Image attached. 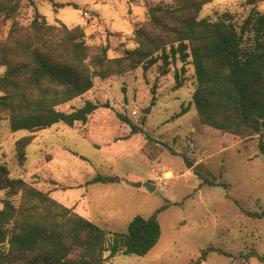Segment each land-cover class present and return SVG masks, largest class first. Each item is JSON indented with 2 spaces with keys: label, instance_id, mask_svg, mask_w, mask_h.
<instances>
[{
  "label": "rangeland",
  "instance_id": "1",
  "mask_svg": "<svg viewBox=\"0 0 264 264\" xmlns=\"http://www.w3.org/2000/svg\"><path fill=\"white\" fill-rule=\"evenodd\" d=\"M162 1L167 0H24L16 20L28 25L38 11L48 23L80 25L88 45L107 44L114 57L137 46L135 28L148 20L149 6ZM247 2L211 0L199 17L216 19L229 11L243 18L252 7L264 10V0ZM11 23H0V38L7 37ZM161 64L96 78L88 92L59 106L70 112L93 101L97 109L87 122L73 127L57 123L34 132L24 167L17 163L14 143L29 132L11 130L0 117V163L109 234L127 231L137 214L150 216L166 206L157 213L161 237L148 254H118L104 264H189L208 246L227 254L210 251L201 264H264L259 260L264 217L249 215L264 208V153L259 147L264 130L241 138L202 124L192 103L193 67L177 58L163 73ZM4 69L0 65V74ZM176 73L183 82L179 88ZM120 115L141 131L132 133ZM96 176L105 180L89 184ZM139 181L150 182L154 190L136 186ZM4 197L0 191V207Z\"/></svg>",
  "mask_w": 264,
  "mask_h": 264
},
{
  "label": "trees",
  "instance_id": "2",
  "mask_svg": "<svg viewBox=\"0 0 264 264\" xmlns=\"http://www.w3.org/2000/svg\"><path fill=\"white\" fill-rule=\"evenodd\" d=\"M23 1L0 0V23L12 20L7 37L0 38V65L5 67L0 74V117L11 130L29 132L14 143L21 167L27 164L34 132L57 123L70 127L86 123L97 109L90 100L70 112L59 106L88 92L96 78L122 75L139 66L148 69L159 60L163 73L177 58L193 67L192 103L202 124L241 138L264 130V10L252 7L243 18L228 11L211 19L199 17L211 0L162 1L149 6L148 20L135 28L137 46L110 57L107 44L86 43L80 25L51 24L38 11L28 25L21 24L16 16ZM175 78V87H181L177 73ZM181 111L184 114L187 108ZM120 117L132 133L141 131ZM259 147L264 153V141ZM104 180L96 176L88 183ZM0 191L5 192L0 264H104L118 254H148L162 234L157 213L166 206L150 216L137 214L127 231L109 234L24 177L12 176L5 163H0ZM249 215L264 217V208ZM210 251L227 254L208 246L189 264H201ZM259 260L264 261V255Z\"/></svg>",
  "mask_w": 264,
  "mask_h": 264
},
{
  "label": "water",
  "instance_id": "3",
  "mask_svg": "<svg viewBox=\"0 0 264 264\" xmlns=\"http://www.w3.org/2000/svg\"><path fill=\"white\" fill-rule=\"evenodd\" d=\"M142 112H143V113H147L148 110H147V109H144ZM182 156H183V160H184L186 166H187V167H191V166L193 165V163L187 158L186 154H183ZM135 185L138 186V187H145V188H147L149 191H152V190H154V188H155V187H154L150 182H148V181H139V182H137Z\"/></svg>",
  "mask_w": 264,
  "mask_h": 264
},
{
  "label": "built area",
  "instance_id": "4",
  "mask_svg": "<svg viewBox=\"0 0 264 264\" xmlns=\"http://www.w3.org/2000/svg\"><path fill=\"white\" fill-rule=\"evenodd\" d=\"M134 112V114H137V111H133Z\"/></svg>",
  "mask_w": 264,
  "mask_h": 264
}]
</instances>
